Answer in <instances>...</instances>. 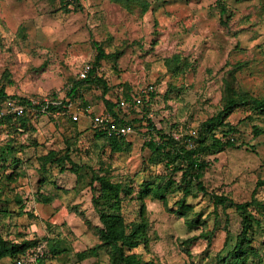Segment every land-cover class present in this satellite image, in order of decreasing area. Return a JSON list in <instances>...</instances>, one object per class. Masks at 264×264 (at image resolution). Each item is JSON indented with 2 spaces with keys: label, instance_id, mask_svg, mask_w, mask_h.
<instances>
[{
  "label": "rangeland",
  "instance_id": "rangeland-1",
  "mask_svg": "<svg viewBox=\"0 0 264 264\" xmlns=\"http://www.w3.org/2000/svg\"><path fill=\"white\" fill-rule=\"evenodd\" d=\"M219 4L226 9L221 19ZM94 43L104 53L96 64L102 81L82 87L71 113L97 114L106 99L140 94L138 108L119 110L135 120L133 133L118 151L87 118L9 122L0 132L5 247L27 245L23 255L45 244L35 264H126L97 234L92 187L104 194L109 183L121 187L120 207L106 201L99 209L119 212L129 224L140 220L138 198L145 207L146 241L123 257L227 264L244 237L242 264H264V184L257 186L264 181V108L237 107L211 129L203 126L234 92L264 97V0H0V92L12 100H61L77 70L94 62ZM161 126L175 139L201 134L210 145L233 137L241 146L197 157L208 164L202 182L209 194L257 202L248 208L246 232L234 207L182 179L186 163L142 147L158 139ZM0 264H15L14 257L0 252Z\"/></svg>",
  "mask_w": 264,
  "mask_h": 264
},
{
  "label": "trees",
  "instance_id": "trees-1",
  "mask_svg": "<svg viewBox=\"0 0 264 264\" xmlns=\"http://www.w3.org/2000/svg\"><path fill=\"white\" fill-rule=\"evenodd\" d=\"M220 5V19L223 15L226 13V9L222 4ZM96 47L97 54L95 56L93 64V69L89 72L87 77L85 79H77L75 77V80L73 82L66 83V87L64 88V97L61 100L57 101L56 95L53 94L54 100L53 103L48 105L47 111H48V117L49 118H62L64 116H67L65 114H61L59 116H55V112L62 113L68 104V102L76 103V99L79 96V92L82 90V87L89 86L95 83H100L102 81L101 76H98L97 73V65L100 61V59L103 57L104 53L103 50L97 45V43H94ZM106 87L104 86V89ZM149 93H146L148 95ZM145 96V95H144ZM131 95L125 96L126 99H129ZM142 97V96H141ZM146 97V96H145ZM10 99V96H7L4 92H0V108H2L5 104V102ZM143 99V97H142ZM18 101L17 103L25 106L26 110L21 116H14L12 114H6L5 116H2L0 118V132L2 130H5L9 122L12 120H18L19 122H27L30 118H33L34 116L31 114L32 105L29 102L28 99H13ZM144 101V100H143ZM104 107L105 110L109 112L115 119V123L117 125H121L123 123H127L131 126H133L134 119L132 120H125L123 117L119 116V107H118V101L113 103L110 99L104 100ZM251 105L255 108H264V97L257 98L253 96H249L246 93H238L234 92L233 97L229 98L224 105L222 106L221 110L214 115L213 117L206 120V122L203 124L205 127L209 130L211 129V125L215 122H220V118L222 116L228 115L232 109ZM34 108H38L37 106H34ZM68 120L71 123H76V121L71 120L67 116ZM19 129V128H18ZM233 133H237L236 128H230ZM156 134L158 135V139L150 138L148 141H145L143 144V148H147L152 153H163L168 160L172 158L179 159L182 163H186L185 170L182 173V179L187 180L189 183L193 182L195 188L204 194L211 195L215 200L217 204H225L229 203L234 209L240 214L242 217V223H243V232H246V230L249 227V217L250 214H248V208L249 207H256L258 206L257 202L255 200H250L248 202L244 203H235L231 199L227 198L223 195H216V194H209L206 190L203 182V172L208 168V164L201 159H199L198 152L202 150H210L213 153L221 150L224 147L227 148H240L241 146H236L234 142L233 137H227L225 140H221L219 138H213L212 143L210 145L205 144V136L202 135L203 139H201V134L194 138L197 141L198 145L195 144V140H193L190 136H182L178 139H175L171 133L174 130H171L170 132H166L163 127L161 126L160 129H155ZM95 134L97 136L107 138L109 140L110 145L113 146L115 150H121L122 142H124L125 137H113V136H107L106 134H103L99 131L95 130ZM260 134V131L256 130L255 135ZM200 138V139H199ZM193 141L194 146L190 147L187 145V142ZM98 181L100 183L104 182L103 178L97 177ZM264 184V181L259 182L258 185ZM93 191V203L95 207L99 211V218L101 222V227L97 228V234L99 236V239L101 241V244L108 247H114L120 252V256L123 262L126 264H137V261L135 260L134 254H130L126 257L122 256V251L127 250L130 251L132 248H136L138 245L142 244L146 241L145 238V229L147 227L146 222L144 221V203L142 197L138 198L140 208H139V219L137 222H131L129 224H124L122 216L119 214V212H106L103 209H99V206L111 201L112 204H110V208L113 209H119L120 207V192L121 187L119 185H112L109 183L105 184V191L104 194L97 190L96 188L92 187ZM96 192H99L98 196L96 195ZM107 201V202H106ZM245 241L244 237H240V242L235 246L234 248V254L231 256L230 260L227 262V264H242V262L245 260L246 256L243 254L241 242ZM26 246V247H25ZM27 245L24 244H12L10 247H5V243L0 238V252H2L3 255L8 254L10 257H14V262L19 257V255L22 254V252L27 249ZM47 248V247H46ZM242 254V257H239V255ZM17 255V256H16ZM16 264V262H15Z\"/></svg>",
  "mask_w": 264,
  "mask_h": 264
},
{
  "label": "built area",
  "instance_id": "built-area-1",
  "mask_svg": "<svg viewBox=\"0 0 264 264\" xmlns=\"http://www.w3.org/2000/svg\"><path fill=\"white\" fill-rule=\"evenodd\" d=\"M92 69H93L92 63L88 62L83 64L82 67L76 72L77 79H85ZM150 91L151 88H149L145 93H149ZM56 98L58 101L57 96ZM54 100H56L54 99V96H50V98H42L39 101L29 100V102L33 106L31 109V114L34 117H37L38 115H47L48 105L53 103ZM17 102L18 101L16 100L8 99L5 102L4 106L0 108V118L2 116H5L6 114L21 116L26 110V108L25 106ZM141 103H142V97L140 96V94H132L129 99L121 98L118 101V107L121 110L138 108ZM73 105H74L73 102H68L62 113L55 112L54 115L59 116L61 114H65L73 121H78L80 118H87L90 121V125L93 128V130L99 131L103 134H106L107 136L126 138L133 133V129L131 125L127 123L117 125L115 123L114 117L107 111L103 110L97 114H93L89 109L86 108L82 112L72 114L71 108ZM34 106H37L38 108L36 109L34 108ZM187 145L190 147L194 146L193 142H187ZM44 250H45V244L39 243L32 249L27 250L23 255L19 256L15 262L16 264H27L28 262H30V264H35L44 255Z\"/></svg>",
  "mask_w": 264,
  "mask_h": 264
},
{
  "label": "crops",
  "instance_id": "crops-1",
  "mask_svg": "<svg viewBox=\"0 0 264 264\" xmlns=\"http://www.w3.org/2000/svg\"><path fill=\"white\" fill-rule=\"evenodd\" d=\"M103 111V110H102ZM101 112V111H100ZM99 113V112H98Z\"/></svg>",
  "mask_w": 264,
  "mask_h": 264
}]
</instances>
